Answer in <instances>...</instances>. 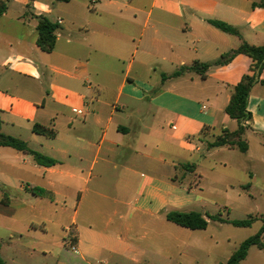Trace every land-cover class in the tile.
Listing matches in <instances>:
<instances>
[{
    "label": "crops",
    "instance_id": "0c3cea01",
    "mask_svg": "<svg viewBox=\"0 0 264 264\" xmlns=\"http://www.w3.org/2000/svg\"><path fill=\"white\" fill-rule=\"evenodd\" d=\"M38 17L59 26L51 53L38 45ZM242 43L264 47V0H11L0 18L1 131L58 162L40 166L0 147V219L23 224L4 229L6 246L17 245L13 264H65L43 214L66 215L70 204L57 229L66 264L227 263L264 216L254 212L249 228L209 221L191 230L166 214L211 216L198 172L206 162L226 194L264 195V69L248 101V150L205 149L239 128L226 108L254 63L238 54L215 64ZM195 63L211 65L205 78L192 70L172 78ZM24 182L15 208L8 195ZM240 264H264V249L251 247Z\"/></svg>",
    "mask_w": 264,
    "mask_h": 264
},
{
    "label": "trees",
    "instance_id": "16d2710c",
    "mask_svg": "<svg viewBox=\"0 0 264 264\" xmlns=\"http://www.w3.org/2000/svg\"><path fill=\"white\" fill-rule=\"evenodd\" d=\"M11 0H0V18L7 12L8 4ZM59 2H69L70 0H58ZM38 45L47 53H51L56 45V32L59 29L57 24L52 23L45 17H38ZM217 29L234 36H239L238 30L232 26H229L223 22L211 21L210 22ZM244 54L250 57L253 61L252 76L246 75L242 78L241 82L233 89L231 100L226 108L228 116L236 120L239 124L237 131L231 133L228 130H224L223 134L216 138L212 143H208L207 149L211 150L219 147H229L231 149L238 148L242 153L248 150L247 143L243 140V135L247 130L246 123L251 120L252 116L248 112V101L252 88L258 81L259 75L264 69V47H254L247 43L242 45L232 53H229L222 57L215 65H224L232 60L235 55ZM211 67L210 64L195 63L191 68H183L181 71L176 72L172 78L181 76L186 70H192L203 78L206 77L208 69ZM264 85V82H263ZM2 121L0 118V147L13 148L19 152L25 153L33 158L36 164L44 167H52L58 164V162L50 157L44 156L38 152L31 150L28 145L9 135L2 133L1 131ZM34 132L41 135H46L50 138H54L55 135L51 130H48L42 126L36 125ZM187 170L193 169L194 166H185ZM32 193L44 194L42 190L33 189ZM2 203L7 205L8 198L4 196ZM166 218L181 227L191 230H206L209 226V221L218 222L221 224H230L238 228H249L257 220L255 217H249L245 220H230L224 219L220 214L216 216H207L200 212L191 211H170L166 214ZM264 219L263 227L254 236L246 239L239 248L235 251L232 257L225 264H240L244 261L248 255V251L251 247L257 246L260 249H264ZM0 264H5L0 254Z\"/></svg>",
    "mask_w": 264,
    "mask_h": 264
},
{
    "label": "rangeland",
    "instance_id": "374dc122",
    "mask_svg": "<svg viewBox=\"0 0 264 264\" xmlns=\"http://www.w3.org/2000/svg\"><path fill=\"white\" fill-rule=\"evenodd\" d=\"M207 146L208 144L205 145V149H207ZM209 164L211 163L206 162L205 164L202 165L201 169L198 171L199 175L201 176L200 190L203 191L202 198H203V202L207 203L205 207L209 215L211 216L218 215L219 210H221L223 206H226L227 208L226 211L224 209L220 211V215L222 214L223 216L221 215V217L224 219L228 218L229 213H230L229 217L235 220H245L249 218V216L254 215L253 214L254 212H258L260 216H264V195H260L259 192H257L255 194V201H254L249 198L248 194H244L238 189H236L233 193L230 192L229 194H226L227 191L225 189V186L217 179L216 174L214 175L213 173H211ZM20 185H24L25 187L28 186L26 182H24V184L18 183V185L14 186L13 191H11L8 195L11 200L14 198L16 199L15 202H13V204L14 203L17 204L15 208H18V206L21 205L20 202L24 201V200L21 201V199L23 198L22 197L23 193L19 189ZM27 200L30 201L27 203L28 205L34 202V199H32L31 197ZM251 210L253 212H250ZM30 212L32 211L28 207L26 209V215L29 216ZM72 212L73 209H72V205L70 204L69 212L66 215L60 216V213H58L57 215L43 214L45 218L44 224L47 225L48 229L51 232L54 230V232L52 233L55 236H53L50 233L48 239L53 244L56 242V240L58 241L59 255L60 258L62 255L63 257L62 261H64L65 264L67 263L68 260H70V258H72V256L70 255V253L66 252V248L60 246V244L62 243V236L58 234V230L59 232H61L62 229L58 225H60L63 221H65L67 219V215H70ZM33 223H38V221H33ZM21 225L23 224L22 223L16 224L13 221L2 222V220L0 219V247H3L1 250L3 253L2 258L7 264H13L12 262L13 253L14 250H17V245L12 244V248H8L6 246L7 245L6 243L9 240V234H5V233H10V232L5 231L4 233V229L5 228L18 229ZM27 225H29V223ZM68 252H70L69 249ZM206 260H207L206 264H211L212 261L210 259H206ZM218 260L221 261L220 259Z\"/></svg>",
    "mask_w": 264,
    "mask_h": 264
},
{
    "label": "built area",
    "instance_id": "2783aa9c",
    "mask_svg": "<svg viewBox=\"0 0 264 264\" xmlns=\"http://www.w3.org/2000/svg\"><path fill=\"white\" fill-rule=\"evenodd\" d=\"M77 113H79V114H80L81 112H80V111H78ZM73 250L75 251V250H76V248H75V247H73Z\"/></svg>",
    "mask_w": 264,
    "mask_h": 264
}]
</instances>
